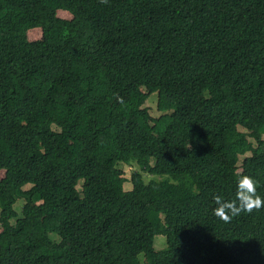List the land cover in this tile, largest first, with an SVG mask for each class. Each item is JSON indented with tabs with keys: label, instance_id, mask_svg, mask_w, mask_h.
Returning a JSON list of instances; mask_svg holds the SVG:
<instances>
[{
	"label": "trees",
	"instance_id": "1",
	"mask_svg": "<svg viewBox=\"0 0 264 264\" xmlns=\"http://www.w3.org/2000/svg\"><path fill=\"white\" fill-rule=\"evenodd\" d=\"M263 134L264 0H0V264H264Z\"/></svg>",
	"mask_w": 264,
	"mask_h": 264
},
{
	"label": "rangeland",
	"instance_id": "2",
	"mask_svg": "<svg viewBox=\"0 0 264 264\" xmlns=\"http://www.w3.org/2000/svg\"><path fill=\"white\" fill-rule=\"evenodd\" d=\"M66 10H57V15L61 18H70V13ZM27 38L29 40H36L41 38V29L39 27L31 28L28 29L27 31ZM156 103H157V94L152 93L148 96V98L140 104L141 108H146L150 115L152 117H157L158 115L161 114L160 111L157 110L156 108ZM105 122V115L103 112H99V124H103ZM239 130L245 131L242 127H239ZM263 139H264V134H263ZM249 153L245 154L248 155ZM244 156H240L239 159L241 160ZM153 160L147 157H144L140 154L133 153L130 157L129 163L125 164H119V167L122 169V174L125 179L123 186L125 190H129L131 186L130 182V176L132 171H138L142 174V176L146 179H157L160 178L161 176L153 175L148 173L146 169L144 168L145 165H152ZM2 175V172H0V176ZM81 182L78 184V188H80ZM28 187V186H26ZM25 187V188H26ZM24 203V200L22 198H18L16 202L14 203L13 207L16 210L17 214L20 216L21 215V207ZM51 237L56 240L57 237L55 235H51ZM166 246V239L164 235L158 234L154 237L153 240V248L154 250H159L162 249ZM139 258L142 262H146L149 260L150 255L149 254H144L140 253Z\"/></svg>",
	"mask_w": 264,
	"mask_h": 264
},
{
	"label": "clouds",
	"instance_id": "3",
	"mask_svg": "<svg viewBox=\"0 0 264 264\" xmlns=\"http://www.w3.org/2000/svg\"><path fill=\"white\" fill-rule=\"evenodd\" d=\"M235 196L234 201H224L220 195L214 197L217 203L215 214L225 221L240 212H250L253 208L259 209L264 206V195L258 193L257 182L250 175L240 176Z\"/></svg>",
	"mask_w": 264,
	"mask_h": 264
}]
</instances>
